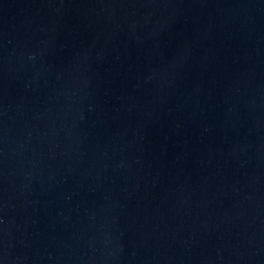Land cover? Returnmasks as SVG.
I'll return each instance as SVG.
<instances>
[{"label": "water", "instance_id": "95a60500", "mask_svg": "<svg viewBox=\"0 0 264 264\" xmlns=\"http://www.w3.org/2000/svg\"><path fill=\"white\" fill-rule=\"evenodd\" d=\"M0 264H264V0H0Z\"/></svg>", "mask_w": 264, "mask_h": 264}]
</instances>
